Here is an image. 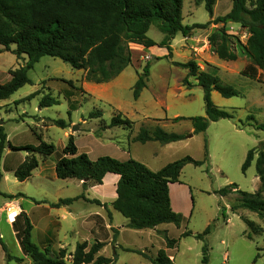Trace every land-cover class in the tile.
Returning a JSON list of instances; mask_svg holds the SVG:
<instances>
[{"label": "rangeland", "instance_id": "1", "mask_svg": "<svg viewBox=\"0 0 264 264\" xmlns=\"http://www.w3.org/2000/svg\"><path fill=\"white\" fill-rule=\"evenodd\" d=\"M231 3V0H216L210 17L198 0H184L182 24L206 27L195 28L185 36L178 34L170 42V54L166 49L156 48L158 54L155 57L129 45L131 64L105 85H86L88 82L84 81L83 71L73 70L59 59L43 57L28 72L31 83L9 98L0 100V127L12 147L37 146L36 135L54 147V153L49 158L42 160L38 157V168L24 182L17 181L13 173L28 154L10 150L1 159L0 264H32L21 253L17 241L16 228L23 223L20 213H24L34 227L32 242L42 250L47 247L51 256L61 250L58 245H63L65 260L69 263L78 243L92 245L94 241H99L104 246L98 256L113 258L116 255L115 264H151L157 252L166 249V241L175 240L176 248L167 250L174 264H202V242L193 236L182 237V234L187 231L200 234L213 223V229L206 237L208 264H264V222L247 210L238 209L236 214L231 213V206L236 205V194L226 197L214 194V191L230 184L237 185L244 192H256L260 181L256 176L255 160L264 151V131L255 128V125L264 124V69L255 80L245 78L240 75L248 64L245 57H238L236 61L219 60L207 41L214 30L222 27V24L208 22L225 16L231 9ZM225 29L242 44L246 43L249 35L239 25L226 24ZM147 36L157 43L164 38L154 26ZM13 49L14 46H11ZM163 50L164 55L159 56ZM190 60L196 62L200 71L214 73L222 83L239 93L232 98L211 93L213 104L233 118L212 122L204 133L199 134H194L187 120L172 121L176 117H203L205 114L202 88L193 77L188 76L186 69L177 65ZM25 61V57L17 60L11 51L0 53V85L9 81V71L24 65ZM146 66L149 70L146 88L135 100L133 86ZM63 81L72 82L74 89ZM84 85L94 86V89H85ZM35 92L37 96L23 101ZM47 94L57 99L59 105L40 108L39 101ZM93 111H100L101 118L90 119L89 114ZM117 114L133 122L131 131L119 127L100 129ZM49 120H63L68 127L58 128ZM73 126H78L79 130L71 133ZM141 127H159L185 138L171 147L157 142L133 144L130 140ZM69 136H73L78 153H85L90 160L110 157L122 161L129 159L127 154L130 153L132 160L146 164L152 171L185 156L201 161L206 147L208 173L205 172V165H186L180 178L191 193L182 194L177 187L171 188L173 198L176 196L178 214L185 218L179 227L163 224L157 230L137 232L123 226L126 220L113 211L114 226L118 228L109 233L95 215L100 214L107 220L106 213L89 201L102 199L101 193L106 199L111 198L110 184H104L97 190L95 186H89L87 191L82 189L81 182L55 177L53 165L61 156ZM251 149L252 163L242 174L241 166ZM7 150L8 147L4 151ZM79 196L83 198L67 207L69 213L62 211L65 206H61L63 209L60 210L50 206L60 199ZM9 210L18 214L13 223L7 221ZM242 218L261 227L262 233L252 235L248 240L246 234L250 231Z\"/></svg>", "mask_w": 264, "mask_h": 264}, {"label": "trees", "instance_id": "2", "mask_svg": "<svg viewBox=\"0 0 264 264\" xmlns=\"http://www.w3.org/2000/svg\"><path fill=\"white\" fill-rule=\"evenodd\" d=\"M184 0H0V53L11 51L17 60L26 58L24 65L9 71L10 79L0 85V100H5L23 86L30 84L28 72L43 57L56 58L68 64L73 70L84 72V81L102 85L114 80L131 64L130 44L142 46L144 49L157 47L171 53L170 42L178 35H187L195 28H205L206 25L186 26L182 24V9ZM216 0H198L204 5L205 11L212 16ZM231 9L223 17H218L208 24H222L207 38L210 50L222 61H236L238 57H245L248 64L240 75L250 80L259 77L264 69V0H231ZM226 24H237L248 33L245 44L226 32ZM156 27L164 38L156 43L147 36L151 27ZM11 46L14 49L11 50ZM188 71L197 85L203 90L205 114L203 117H176L172 121H189L194 134L204 133L212 122L231 120L233 116L218 109L211 100V93L216 92L223 98L238 96V92L231 86L224 84L217 75L200 71L196 62L190 60L184 64H177ZM149 75L148 66L138 75L133 86V99L140 97L146 88ZM70 89H74L72 82L63 81ZM188 85V82L185 81ZM83 92L82 89L76 88ZM35 92L23 101L37 96ZM59 105V101L47 94L39 101L40 108ZM71 109V108H70ZM70 116V114L68 113ZM100 111L89 114L90 119H100ZM53 126L66 129L68 124L63 120H49ZM119 127L131 131L133 122L120 114L113 116L109 124H102L101 130ZM257 130L264 131V124L255 125ZM36 135V134H35ZM37 146L12 147L7 136L0 127V182L2 179L1 159L4 149L23 151L27 158L17 167L13 175L19 182L28 180L39 166V159H47L54 153L52 144L42 141L36 135ZM184 135L168 133L159 127L146 129L141 127L130 140L133 143L145 144L157 142L170 144L181 141ZM208 154L206 152L201 161L185 156L169 163L160 170L153 172L142 163L128 159L118 161L110 157H99L90 160L85 153H78L73 136H69L62 154L55 161L54 172L57 179L76 180L81 182L82 189L89 186L102 185L107 174L119 177L115 200L110 203L113 211L119 213L126 221V228L140 231L153 230L163 224L179 227L184 217L175 213L170 205L169 185L180 183L179 176L186 165L202 167L208 173ZM253 160V150H249L241 166L245 174ZM256 176L260 181L259 189L254 193L244 192L235 184H230L214 191L219 197L236 194V205H232L230 212L236 214L238 209L247 210L258 216L264 222V151L255 160ZM83 198L60 199L52 208L69 206L73 201ZM90 203L100 206L99 201ZM106 209V204L103 205ZM224 218V212L221 213ZM23 219L21 226H17L16 235L21 253L28 257L32 264H115L113 258L98 256L104 246L102 242L94 241L78 243L72 254L71 262L65 260V250L61 249L57 255L51 256L47 248L40 249L32 242V224L24 213L19 215ZM109 216V213H108ZM100 219V218H99ZM101 220V219H100ZM252 235L262 233V228L254 222L242 218ZM213 223L206 226L200 234L190 231L184 232L182 237L193 236L202 242L201 263L208 264L209 248L206 237L211 233ZM1 244V241H0ZM2 245V244H1ZM176 241L167 240L166 249L159 250L151 264H174L167 250L175 249ZM259 255L257 254L256 258ZM14 259L20 262L19 258Z\"/></svg>", "mask_w": 264, "mask_h": 264}, {"label": "crops", "instance_id": "3", "mask_svg": "<svg viewBox=\"0 0 264 264\" xmlns=\"http://www.w3.org/2000/svg\"><path fill=\"white\" fill-rule=\"evenodd\" d=\"M156 42V41H155ZM157 43V42H156ZM130 45H133V46H135L139 51L141 50V51H145V52H143V53H146L147 55H154L155 57L157 56L156 54H158V53H156L155 52V49L157 48V47H152V48H149V49H144L142 46H139V45H134V44H130ZM164 53H165V51L163 50V51H161V52H159V56H163L164 55ZM86 85H89V84H92V85H95V84H93V83H85ZM86 85H84L85 86V89H90V90H92V89H94L92 86H86ZM105 85V84H104ZM88 87V88H87ZM91 87V88H90ZM96 87V86H95ZM84 89V88H83ZM237 129H238V127H236ZM129 140H130V138H128ZM179 142V141H178ZM133 143V142H132ZM148 143H150V142H148ZM148 143H145V144H148ZM175 143H177V142H175ZM134 144V143H133ZM174 145V143H170V144H166V145H164V146H166V147H171V146H173ZM5 150V149H4ZM8 151H10V149L8 148V150L7 151H4L3 152V154H2V160L6 157V155H7V153H8ZM127 155H129V159H131V156H130V153L129 154H127ZM1 160V161H2ZM122 161H126V160H128V159H121ZM138 162H140V161H138ZM55 165V164H54ZM54 165H53V171H54ZM145 166H147L146 164H145ZM164 167V166H163ZM186 167V166H185ZM184 167V168H185ZM148 168V167H147ZM183 168V169H184ZM149 169V168H148ZM161 169V168H160ZM159 169V170H160ZM183 169H182V171H183ZM151 170V169H150ZM152 171V170H151ZM158 171V170H157ZM181 171V172H182ZM43 172V171H42ZM153 172H156V171H153ZM56 177V176H55ZM46 178V177H45ZM118 179H119V177L117 176V175H113V174H107L105 177H104V179H103V181H102V185H99V186H95L94 188L97 190V188L98 187H103L104 186V184H110V187H111V190L109 191V194H110V197L111 198H109V199H106V197H105V195H103V193H101V196H102V199H93V200H97V201H99V203H100V206H98L100 209H101V211L103 210L105 213H106V216H107V220H106V218H104L102 215H100V214H95L96 216H98L101 220H100V222H101V224L102 225H104V226H106L107 228H106V230H108V232L110 233L112 230H116L118 227H115L114 226V212H113V209L110 207V203H112L114 200H115V198H116V194H115V188H116V184H117V181H118ZM179 182L180 183H175V184H170L168 187H169V198H170V205H171V208H172V210L175 212V213H178L179 211H178V205H177V201H176V196H174V198H173V195H172V193H171V188L173 187V186H175V187H177V190L179 191V192H181L182 194H186V192H189V193H191L190 192V190H189V188H187V185L181 180V178H180V176H179ZM89 189H87V191H88ZM86 191V192H87ZM51 204H55V203H51ZM106 204V209H105V207L103 206V205H105ZM66 208H54V209H56V210H60V209H63L62 211H64V212H66V213H69V209L67 208L68 206H65ZM108 213H109V216H108ZM126 223H127V221L126 222H124V225L123 226H125L126 227ZM158 229V227H156L155 229H153V230H157ZM33 230H34V227H33ZM32 230V231H33ZM142 231H151V230H140V231H137V232H142ZM33 233V232H32ZM47 248V247H46ZM58 249H64V246L63 245H58Z\"/></svg>", "mask_w": 264, "mask_h": 264}, {"label": "built area", "instance_id": "4", "mask_svg": "<svg viewBox=\"0 0 264 264\" xmlns=\"http://www.w3.org/2000/svg\"><path fill=\"white\" fill-rule=\"evenodd\" d=\"M17 215H18L17 213L11 212L9 210V213L7 214V221H8V223H13L15 221V218L17 217Z\"/></svg>", "mask_w": 264, "mask_h": 264}, {"label": "water", "instance_id": "5", "mask_svg": "<svg viewBox=\"0 0 264 264\" xmlns=\"http://www.w3.org/2000/svg\"><path fill=\"white\" fill-rule=\"evenodd\" d=\"M79 130V127L78 126H73L71 128V133H74L75 131H78Z\"/></svg>", "mask_w": 264, "mask_h": 264}, {"label": "bare ground", "instance_id": "6", "mask_svg": "<svg viewBox=\"0 0 264 264\" xmlns=\"http://www.w3.org/2000/svg\"><path fill=\"white\" fill-rule=\"evenodd\" d=\"M15 213H17V212H15Z\"/></svg>", "mask_w": 264, "mask_h": 264}]
</instances>
